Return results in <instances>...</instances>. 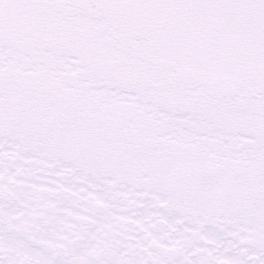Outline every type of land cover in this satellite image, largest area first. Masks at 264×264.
<instances>
[{
	"label": "snow or ice",
	"instance_id": "1",
	"mask_svg": "<svg viewBox=\"0 0 264 264\" xmlns=\"http://www.w3.org/2000/svg\"><path fill=\"white\" fill-rule=\"evenodd\" d=\"M0 264H264V0H0Z\"/></svg>",
	"mask_w": 264,
	"mask_h": 264
}]
</instances>
